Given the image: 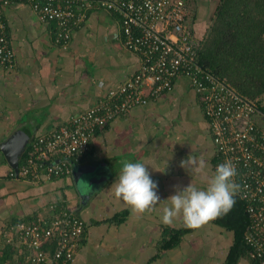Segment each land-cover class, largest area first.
I'll list each match as a JSON object with an SVG mask.
<instances>
[{
    "label": "crops",
    "instance_id": "crops-1",
    "mask_svg": "<svg viewBox=\"0 0 264 264\" xmlns=\"http://www.w3.org/2000/svg\"><path fill=\"white\" fill-rule=\"evenodd\" d=\"M186 1L190 26L203 38L220 0ZM85 17L69 45L62 48L53 41V23L40 22L27 3L15 1L5 10L15 60L11 69L0 67V145L22 136V156L33 138L90 107L137 69L138 58L119 39L120 16L91 7ZM259 101L264 106V94ZM190 154L203 156L207 176L179 166ZM71 161L89 172L82 177L81 190L71 163L66 175L43 172L39 181L30 182L11 175L15 170L0 150V264H27L20 260L8 225L47 216L52 202L74 210L86 225L80 247L66 264L224 262L233 233L211 221L212 226L185 233L172 248H161L165 228L185 226L182 218L170 225L162 223L163 209L170 206L166 199L176 186L204 187L215 172L208 123L185 78L157 100L96 131L86 153ZM126 161L145 163L158 182L160 203L143 215L132 213L111 187ZM237 264L252 263L241 257Z\"/></svg>",
    "mask_w": 264,
    "mask_h": 264
},
{
    "label": "built area",
    "instance_id": "built-area-1",
    "mask_svg": "<svg viewBox=\"0 0 264 264\" xmlns=\"http://www.w3.org/2000/svg\"><path fill=\"white\" fill-rule=\"evenodd\" d=\"M15 1L27 3L40 22L53 23V41L62 48L83 25L87 9L116 12L120 42L138 58V67L93 105L33 138L28 154L11 175L36 182L43 172L48 176L70 173L71 160L86 153L96 131L131 109L157 100L185 78L207 120L216 167L225 161L236 167L237 193L248 218L243 239L249 260L264 264V123L258 121L264 119V112L257 99L240 94L200 63L203 38L190 26L187 1L0 0V67L5 69H11L15 60L5 19V10ZM48 209L47 216L8 225L20 260L27 264H66L80 247L86 227L80 216L54 202Z\"/></svg>",
    "mask_w": 264,
    "mask_h": 264
},
{
    "label": "trees",
    "instance_id": "trees-1",
    "mask_svg": "<svg viewBox=\"0 0 264 264\" xmlns=\"http://www.w3.org/2000/svg\"><path fill=\"white\" fill-rule=\"evenodd\" d=\"M198 59L240 94L257 99L260 104L259 98L264 94V0H220L201 41ZM259 109L264 112L263 105ZM262 121L264 123V119ZM26 149L19 165L28 154ZM234 199L235 203L227 214L211 221L233 233L232 244L222 264H237L241 257L249 259L248 246L243 239L248 223L245 205L238 193ZM191 230L185 226L165 228L161 248H172ZM48 248L50 251L54 249L52 245Z\"/></svg>",
    "mask_w": 264,
    "mask_h": 264
},
{
    "label": "clouds",
    "instance_id": "clouds-1",
    "mask_svg": "<svg viewBox=\"0 0 264 264\" xmlns=\"http://www.w3.org/2000/svg\"><path fill=\"white\" fill-rule=\"evenodd\" d=\"M179 166L196 175L207 176L208 165L203 156L190 154L180 161ZM236 175L235 165L225 161L217 165L204 187L197 188L192 183L182 189L176 186L175 193L166 199L170 201V206L163 209L162 223L170 225L175 219L182 218L185 227L195 230L227 214L239 191V185L235 183ZM111 187L114 196L138 216L150 212L160 203L158 182L151 178L148 166L142 162H123Z\"/></svg>",
    "mask_w": 264,
    "mask_h": 264
},
{
    "label": "water",
    "instance_id": "water-1",
    "mask_svg": "<svg viewBox=\"0 0 264 264\" xmlns=\"http://www.w3.org/2000/svg\"><path fill=\"white\" fill-rule=\"evenodd\" d=\"M24 148L25 141H23L22 136L12 137L8 143H3L0 145V150L4 153L6 160L12 169L15 170V172L17 171L19 158ZM71 164L73 166V174L78 184V188L81 190L82 187L80 186V183H82V177L85 176V173L89 172L85 167L76 166L72 161Z\"/></svg>",
    "mask_w": 264,
    "mask_h": 264
},
{
    "label": "rangeland",
    "instance_id": "rangeland-1",
    "mask_svg": "<svg viewBox=\"0 0 264 264\" xmlns=\"http://www.w3.org/2000/svg\"><path fill=\"white\" fill-rule=\"evenodd\" d=\"M210 20H211V19H210ZM262 95H263V94H262ZM260 104H262V101H260ZM258 121H259V123H262V122H263L262 119H260V118L258 119ZM208 225H209V226H212L209 222H208L207 224L203 225V226L205 227V226H208ZM203 226H202V227H203ZM202 227H200V229H201ZM216 228H218V227H216ZM222 228H223V227H222ZM222 228H218V229L224 231V229H222ZM203 247H204V246H202V248H203Z\"/></svg>",
    "mask_w": 264,
    "mask_h": 264
}]
</instances>
